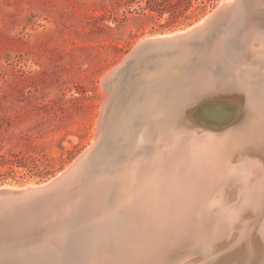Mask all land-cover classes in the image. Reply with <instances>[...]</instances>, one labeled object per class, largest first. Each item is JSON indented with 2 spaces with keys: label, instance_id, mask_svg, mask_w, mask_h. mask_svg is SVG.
Returning a JSON list of instances; mask_svg holds the SVG:
<instances>
[{
  "label": "water",
  "instance_id": "obj_1",
  "mask_svg": "<svg viewBox=\"0 0 264 264\" xmlns=\"http://www.w3.org/2000/svg\"><path fill=\"white\" fill-rule=\"evenodd\" d=\"M248 26L264 34V0L224 4L202 25L144 40L128 52L102 80L107 96L95 145L44 184L0 188V264L88 263L111 244L110 227L128 233L126 207L111 208L117 191L127 197V179L119 183L104 161L113 120L128 111L230 120L229 100L256 82L260 55L253 50H264L244 31ZM143 244L137 242L140 252Z\"/></svg>",
  "mask_w": 264,
  "mask_h": 264
},
{
  "label": "bare ground",
  "instance_id": "obj_2",
  "mask_svg": "<svg viewBox=\"0 0 264 264\" xmlns=\"http://www.w3.org/2000/svg\"><path fill=\"white\" fill-rule=\"evenodd\" d=\"M206 19L147 38L184 33ZM244 31L264 43V34L249 26ZM253 51L260 55L256 82L229 100L241 110L226 129L191 131L179 127L183 116L117 115L121 124L114 125L107 139L104 161L119 183L127 179V197L117 191L111 208H127L122 228L128 233L110 227L111 244L90 262L73 264H197L221 251L226 255L219 253L213 264H264V50ZM202 120L228 123L220 117ZM139 240L144 242L141 252Z\"/></svg>",
  "mask_w": 264,
  "mask_h": 264
},
{
  "label": "rangeland",
  "instance_id": "obj_3",
  "mask_svg": "<svg viewBox=\"0 0 264 264\" xmlns=\"http://www.w3.org/2000/svg\"><path fill=\"white\" fill-rule=\"evenodd\" d=\"M223 1L0 0V155L17 156L13 166L0 161V187L44 184L66 170L96 143L103 78L147 37L192 27ZM229 104L227 125L188 115L179 127L226 129L241 110Z\"/></svg>",
  "mask_w": 264,
  "mask_h": 264
},
{
  "label": "trees",
  "instance_id": "obj_4",
  "mask_svg": "<svg viewBox=\"0 0 264 264\" xmlns=\"http://www.w3.org/2000/svg\"><path fill=\"white\" fill-rule=\"evenodd\" d=\"M14 157H17V156L14 155ZM14 157L8 159V158H6L5 155H0V161H1L4 165L9 164L10 166H13L14 163H15ZM10 169H12V167H10Z\"/></svg>",
  "mask_w": 264,
  "mask_h": 264
}]
</instances>
